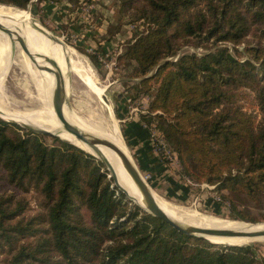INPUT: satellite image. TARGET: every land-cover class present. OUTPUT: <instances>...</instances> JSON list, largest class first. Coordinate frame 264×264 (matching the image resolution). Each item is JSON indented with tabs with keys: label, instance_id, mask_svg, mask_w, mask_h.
<instances>
[{
	"label": "trees",
	"instance_id": "1",
	"mask_svg": "<svg viewBox=\"0 0 264 264\" xmlns=\"http://www.w3.org/2000/svg\"><path fill=\"white\" fill-rule=\"evenodd\" d=\"M61 1L79 0L36 3ZM117 1L145 28L118 59L137 96L151 94L142 122L186 178L215 187L234 221L257 223L239 207L264 198V0ZM46 136L0 120V264H264L250 246L179 233L134 205L98 159ZM30 192L40 209L27 216Z\"/></svg>",
	"mask_w": 264,
	"mask_h": 264
},
{
	"label": "rangeland",
	"instance_id": "2",
	"mask_svg": "<svg viewBox=\"0 0 264 264\" xmlns=\"http://www.w3.org/2000/svg\"><path fill=\"white\" fill-rule=\"evenodd\" d=\"M36 1L32 0L26 10L9 5H0V7L10 8L15 18L19 20L27 17L28 22L37 24L45 33L58 40L62 45L59 57L62 61L64 59L65 66L72 64L65 59V53L67 51L76 53V59L80 62L78 61L77 65H72L86 71L88 81L91 80L93 87L104 88V91L103 95L100 94L101 96L98 97L97 92L90 90L84 81L71 72L69 66V82H66V68L63 72L66 86L64 105L68 111L78 117L88 131L124 148L152 193L164 207L183 221L199 227H209L216 222H238L264 226V198H262L261 204H252L246 201L239 207L245 216L254 218L258 221L257 223L234 221L229 213L227 203H220V196L214 186L194 182H191L194 185H190L184 182L183 179L186 177L183 175L178 161L171 163L160 157L165 164H169L167 167L172 178L174 177L180 182L183 180L181 184L187 187V191H177L179 194L177 198L165 194L166 188L172 186L170 182H163L162 185L154 188L151 180L145 179L146 175L138 168L133 153L122 136V124L115 112L118 107H127L132 115L138 114L140 117L147 112L151 94L137 96L138 80L130 79L127 69L118 60L124 54L125 48L132 41L134 34L143 32L144 26L133 22L128 14L120 15L117 9V0H79L73 5L64 1L47 4H37ZM20 37L16 36V38ZM2 40L0 34V41ZM18 41L31 52L49 57L40 50L32 48L24 38L21 37ZM11 51L10 44L7 69L6 73L4 72L5 79L3 84L0 83L3 85L0 95L1 105L28 120L36 118L34 116L39 117L41 113H52L45 88L46 73L43 71L47 61L41 60V58H28L17 49L12 58ZM181 52L203 53L202 50L192 47H184ZM241 58L245 57L241 56ZM40 65L42 68L38 70ZM53 86L54 69L52 88ZM245 108H249L248 111L253 112L254 116H259L255 103L254 109L249 102L245 103ZM131 114L128 115V118ZM0 120L6 122L1 117ZM53 138L65 142L52 136L44 137L43 142L53 145ZM26 198L29 202V210L26 215L30 216L40 209L39 198L34 192L27 194ZM130 201L136 205L132 200ZM217 208L220 210L219 213L216 211ZM238 246H250L257 250L259 256L264 257V240Z\"/></svg>",
	"mask_w": 264,
	"mask_h": 264
},
{
	"label": "bare ground",
	"instance_id": "3",
	"mask_svg": "<svg viewBox=\"0 0 264 264\" xmlns=\"http://www.w3.org/2000/svg\"><path fill=\"white\" fill-rule=\"evenodd\" d=\"M0 24L8 27L15 36L19 35L24 40H26L27 43L31 45L32 48L38 49L41 52L45 53L47 56H49L59 67L62 69V72H64V69L66 68V82H69V73L70 70L74 72L79 78H81L83 81L87 83V87L90 90H93L97 92L99 95L102 94L104 88H94L88 81L87 76L82 71H79L74 68V65L70 64V70L69 66H65V62H63L59 57V52L61 51L62 45L58 40H54L50 35L45 33L43 30L39 28L37 24H34L33 22L29 21L28 18L25 17L22 20H19L15 18L14 14L11 12V9L8 7H0ZM0 34L2 36V41H0V83L3 84L5 79V71H6V65L8 62L9 57V50H10V39L3 34L0 31ZM17 38V39H21ZM12 49V48H11ZM12 52V51H11ZM68 53V52H67ZM11 56V55H10ZM11 58V57H10ZM72 58V57H71ZM43 60V59H41ZM70 61V60H69ZM45 63V61H44ZM64 64V66H63ZM41 65L38 67V70L41 69ZM53 66L46 62L43 68V71L46 73L45 77V88L46 93L48 96V99L50 101L51 91H52V72H53ZM5 72V73H4ZM3 85H0V95H1V88ZM65 96H66V86H65ZM68 96V93H67ZM61 112L64 116V118L71 123L72 125L76 126L77 128L88 132L90 134L96 135L92 131H88L80 122L78 117L73 115L66 106L64 105V102L61 101ZM0 117L4 120H10L15 121L17 123H20L24 126H30L36 129L45 130L50 132L51 134L56 135L58 138H60L63 141L69 142L70 144L77 146L78 148H81L85 150L86 152H89L97 157H100L101 159H105L108 161V163L112 166L113 171L116 176L117 184L120 185L122 188H124L128 194L131 196H134L136 200L140 201V194L138 192V189L132 182L129 174L125 170L124 166L122 165L121 160L118 158V156L112 152L111 150L101 147L100 152L101 154L98 155L95 152L89 150L84 145L77 142L72 136L64 133L60 130V125L58 124L54 113H41L39 117L34 116L36 118L28 120L25 119L22 116H18L12 111H9L5 107H3L0 103ZM99 137V136H98ZM118 148H120L126 155V151L124 148L118 144H116ZM154 200L157 204V206L162 210L168 217L172 218L175 221L181 222L184 225L192 226L196 228H204V229H213V230H227V231H258L264 229L263 225H247L244 223H235V222H216L212 224L209 227H199L190 224L189 222L183 221L182 219L178 218L176 215H174L172 212H170L166 207L163 206L162 202L152 193ZM206 239L211 242L212 244L219 245V246H238V245H244L248 244L250 242L254 241H261L264 240L263 238H256V239H238V238H230V239H219V238H213V237H206ZM210 243V244H211Z\"/></svg>",
	"mask_w": 264,
	"mask_h": 264
},
{
	"label": "water",
	"instance_id": "4",
	"mask_svg": "<svg viewBox=\"0 0 264 264\" xmlns=\"http://www.w3.org/2000/svg\"><path fill=\"white\" fill-rule=\"evenodd\" d=\"M40 28V27H39ZM41 29V28H40ZM42 30V29H41ZM0 31L5 34L10 39V44L12 48V58L14 57V51L17 49L21 51L25 56L28 58H41L46 60L50 63L54 68V86L51 91L50 96V106L54 113V116L60 125V130L64 133L72 136L77 142L84 145L89 150L95 152L96 154H101V147H105L112 152H114L118 158L121 160L122 165L124 166L125 170L129 174L132 182L138 189L140 194V201L138 202L134 196L128 194V192L122 188L120 185L117 184L116 176L113 171L112 166L108 163L107 160L101 159L85 150L79 148L80 150L90 154L91 156L98 159L108 171L109 176L112 178L115 187L124 193L127 198L132 200L142 211L146 212L147 214L151 215L152 217L158 218L162 220L164 223L168 224L170 227L178 231L179 233L186 235L191 238L205 240L209 242L206 237H213L219 239H230V238H238V239H256V238H263L264 237V229L258 231H227V230H213V229H204V228H196L192 226L184 225L181 222L175 221L172 218L168 217L160 208L157 206L154 197L152 195V191L147 183L144 181L143 177L141 176L140 172L138 171L137 167L133 163L130 156L126 155L120 148H118L115 144L110 142L105 138L98 137L96 135L90 134L85 132L76 126L69 123L63 116L61 112V101L65 103V81H64V74L62 69L57 65L51 58L43 56L41 54H36L31 52L26 46H24L14 33L6 26L0 24ZM52 37V36H51ZM53 38V37H52ZM56 40L55 38H53ZM67 75V73L65 74ZM4 120V119H3ZM6 122L15 124L22 129L27 131H31L33 133L39 135H48L52 137L58 138L56 135L51 134L48 131L36 129L30 126H24L20 123L15 121L5 120ZM66 142V141H65ZM69 143V142H67ZM70 144V143H69ZM72 145V144H71ZM74 146V145H73ZM77 147V146H75ZM78 148V147H77ZM211 243V242H209ZM228 247H238L235 245L228 246Z\"/></svg>",
	"mask_w": 264,
	"mask_h": 264
},
{
	"label": "crops",
	"instance_id": "5",
	"mask_svg": "<svg viewBox=\"0 0 264 264\" xmlns=\"http://www.w3.org/2000/svg\"><path fill=\"white\" fill-rule=\"evenodd\" d=\"M65 59L68 61L70 60L69 62H71L74 65H77L78 61L80 62V60L77 61L76 59V53L74 54L72 52L65 53ZM63 62H64V59H63ZM74 67L75 69L82 71L78 69L76 66ZM82 72L85 73V75L87 76L86 71L85 72L82 71ZM84 83L85 85H87L85 81ZM89 83L92 86H94L91 80L89 81ZM101 95L97 93L98 97H100ZM115 114L118 120H120L122 124L121 125L122 136L123 134L125 135V137L123 138L126 142V145L131 149L140 171L143 172L144 175L149 176L150 178L149 180H151L150 182L153 183L154 188H156V186L158 187L162 185L163 182L165 183L166 181L170 182L172 186L166 188L165 194L171 195L172 197L177 198L179 196L177 191L186 190L187 187L184 184H181L182 181L181 182L179 180L177 181L176 178L174 177L172 178L171 172L169 168L167 167L169 164L168 165L165 164L160 159V156L156 154L154 147H153V143L151 141L150 127L148 128L142 122L138 114L132 115L131 112L127 110V107H118ZM129 114H131V116L128 118Z\"/></svg>",
	"mask_w": 264,
	"mask_h": 264
},
{
	"label": "built area",
	"instance_id": "6",
	"mask_svg": "<svg viewBox=\"0 0 264 264\" xmlns=\"http://www.w3.org/2000/svg\"><path fill=\"white\" fill-rule=\"evenodd\" d=\"M150 129H151L150 130L151 131V141L153 143V147H154L156 154H158V156L162 157L163 159L169 160L171 163H176L178 161L176 154L171 150V148L162 138L160 133L156 131L153 127H150ZM145 179L149 180L150 178L149 176H145ZM183 180L184 182H187L190 185H194L191 183L192 181H190L188 178H184Z\"/></svg>",
	"mask_w": 264,
	"mask_h": 264
}]
</instances>
